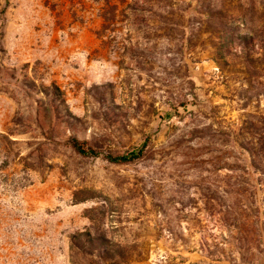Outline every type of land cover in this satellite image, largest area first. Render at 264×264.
Wrapping results in <instances>:
<instances>
[{
    "label": "rangeland",
    "instance_id": "rangeland-1",
    "mask_svg": "<svg viewBox=\"0 0 264 264\" xmlns=\"http://www.w3.org/2000/svg\"><path fill=\"white\" fill-rule=\"evenodd\" d=\"M222 10L253 30L256 75L216 59ZM1 18L0 264H264V0H0ZM71 138L148 145L115 165Z\"/></svg>",
    "mask_w": 264,
    "mask_h": 264
},
{
    "label": "trees",
    "instance_id": "trees-1",
    "mask_svg": "<svg viewBox=\"0 0 264 264\" xmlns=\"http://www.w3.org/2000/svg\"><path fill=\"white\" fill-rule=\"evenodd\" d=\"M237 20L238 18L235 16L225 15L223 10L219 12V22L216 23V25L213 27V32L210 34L213 37L212 47L215 51V57L222 63H226L228 59L231 58H242V62L240 64L243 65V69H245L243 71H246V73L250 75H256L254 72L249 70L253 66L252 64L254 62L251 56L254 32L253 30H250L248 31L247 35H239L238 28L236 26ZM239 20L242 22V25L246 24L244 17L239 18ZM1 21L2 18L0 22ZM236 41H238V45L240 47L238 53H235L233 48V45ZM69 144L75 152L84 158H97L102 156L106 161L115 165L130 164L142 159L145 155L148 145L147 142H144L139 148L135 150L126 152L124 154L114 155L111 153H103L92 147L88 142L80 141L77 138H71ZM88 238H92V234L90 232L80 233L78 236H76L74 240V242L76 241V249H79L82 252L95 251L102 253V249H100L98 246V242L100 240L97 238Z\"/></svg>",
    "mask_w": 264,
    "mask_h": 264
}]
</instances>
